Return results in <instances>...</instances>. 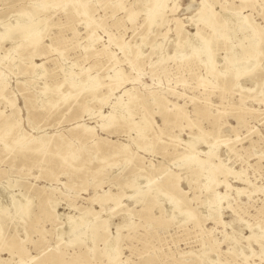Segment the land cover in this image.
<instances>
[{"label":"rangeland","instance_id":"1","mask_svg":"<svg viewBox=\"0 0 264 264\" xmlns=\"http://www.w3.org/2000/svg\"><path fill=\"white\" fill-rule=\"evenodd\" d=\"M149 1L0 0V264H264V55L212 74L247 44L234 12L264 52V0H164L147 28ZM19 133L28 149L4 148ZM81 218L94 240L69 233Z\"/></svg>","mask_w":264,"mask_h":264},{"label":"bare ground","instance_id":"2","mask_svg":"<svg viewBox=\"0 0 264 264\" xmlns=\"http://www.w3.org/2000/svg\"><path fill=\"white\" fill-rule=\"evenodd\" d=\"M163 1L164 0H150L149 3L147 4V6H146V15H147L146 21H148V22L145 21V25H146L147 28L155 20V18L158 17L161 14L162 7H163V4H162ZM206 8L207 7H205V5H202L198 9V13H197L198 14V17H201L202 18V22H204L205 25H207L209 27H212L213 29H216V26L218 25V22L214 18V14L215 13L212 12L211 10L207 11ZM232 14L235 15L236 24H237V27H238L236 29L235 28L232 29L233 30V33L235 34L236 31H237V29L239 31H241L242 33H244V34L246 33L243 36V38H246L247 39V44L240 46V52H241V56L240 57L237 56L238 55V53H236L237 51L235 52L232 49L230 50V52H227V54L224 56L225 61H224L223 69L221 71H216L215 70L212 73L213 74V77L218 78V79H221L223 81L226 80V75H228V73L230 72L231 66L232 65H235L237 63L238 59L242 58L241 60H243L237 66V68H238L237 70H240V69H246L248 66L252 65L254 63V61H256L255 60L256 58L264 55L263 54L264 53L263 52V49L261 48V46L258 43L259 40H260V32L256 28V26L254 24H251V23H249V25H245L246 24L245 20L247 18V15H243L239 11L238 12H234ZM234 26H235V23H233V27ZM25 29H26L25 30L26 37H28L29 40H30L29 43H31L32 41H35L36 38H37V36H35L33 34V32H35L37 29H35L34 27H26ZM198 34H199V28H197L196 32L193 35L194 36H197ZM212 35H210L209 37L211 38ZM241 39H242V37H241ZM200 51L202 53L206 54V55H209L211 50H210L209 45L207 44V45H204V47H202V49ZM207 58H209V57L207 56ZM94 85H95V82H92L91 84H89V87L92 89L94 87ZM3 88H4V84L0 85V95L1 96H4ZM63 98H65V96H63ZM6 99H7V102L9 104H12V100L11 99H9V98H6ZM14 124H15V122H13L12 120H9V119H7L6 121H4L2 123V125L0 127V138L1 139L4 138V137H6V135L9 134V132L11 131V129H12V127H13ZM103 125H105V124H102V126ZM137 132H138L139 135L142 134V133H144V127H142V126L139 127ZM36 139H37V143H36L35 147L30 148L29 150L34 151V150H36V148L40 149V148H42L45 145V143H44L45 140H42V138H36ZM21 143H23V142L21 141V134L19 133L18 135L16 134L15 137L11 138L10 142L4 141V148L8 149L11 146H14V145H17L18 146L19 145L18 151H22L23 152L24 151V148H22V147H24V146H27V149H28V143H24V145L20 147ZM144 147H146V146H144ZM69 148H70L69 146L68 147L66 146V149L67 150H69ZM125 148H126V146H122V148L119 149V151H125ZM146 149H147V147H146ZM125 153L128 154L127 151H125ZM68 154H70V156L74 157V153L72 152V150L71 151H68ZM194 160H195L194 157L189 156V157H186V159H184V161H183L184 163H182V164H186L188 162H191L188 165V167H191V166L194 165V162H193ZM126 161H127V159H126ZM179 163H181V162H179ZM202 164H203L202 160H199L197 162V165H199L201 167H202ZM221 167L222 166H220V164H216V165H213V166L210 167V170H209L208 174L206 175V183H205L206 184L205 185L206 187H208L209 182H211L212 180L215 179L216 174L219 173V172H221ZM197 172L195 171V173H197ZM149 182H150V180H147L144 187L143 186L139 187L140 186V183L138 181V178L136 176H134V177L131 178V180H130L129 183H125L122 186L123 187H126V188L127 187H138L139 188V191L141 192V195H142L140 197V199H142V198H146V193L149 192V188H147V187H149V186H147ZM162 182H158L157 183L156 188H155L156 189L155 190L156 191L155 193L163 192L164 189H162V188L165 187V183L166 182H168L169 184H171L172 186H174V183L171 182V181H169L168 179H166V180H164ZM151 190L152 189H150V191ZM137 198L139 199V197H137ZM108 199H111V197L110 196H106V198L101 199V200L106 201ZM170 202L173 203L174 208H179V204H178V201L176 199H170ZM118 204H119V201L117 199H115L114 200V205H118ZM22 209H23V211H27L28 210V205L25 203L23 205ZM174 212H176V211H174ZM183 215H184L185 218H188L190 216H193V214L190 211L189 212H183ZM109 218L111 219V217H109ZM124 219L122 221H124ZM4 224H5V219L0 218V239L3 237ZM62 229H65V228H62ZM62 229H61V231H62ZM84 229H87L86 233L88 234V236H87L88 238H90L91 240H94L96 238L98 232H97V229H96V222H94L93 220L90 221V222H87V221H85L84 219L81 218V219H75V220H70L69 221V233H72V235L73 234L74 235L75 234L80 235L81 233H83V230ZM59 230H60V228H59ZM66 230H64V231H66ZM58 233H60V231ZM63 234L64 233H62L61 235L63 236ZM61 235H59V236H61ZM81 236H83V235H81ZM249 237H251V235ZM259 237H264V233H260L259 236H257V238H259ZM116 255H117V250L114 249V248H112L111 249V252H110V256L112 258H115ZM46 258H47V260H49V259H51V256L46 257Z\"/></svg>","mask_w":264,"mask_h":264}]
</instances>
